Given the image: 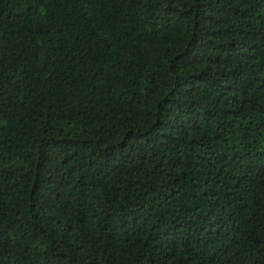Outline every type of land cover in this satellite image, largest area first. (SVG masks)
I'll return each mask as SVG.
<instances>
[{"label": "trees", "instance_id": "trees-1", "mask_svg": "<svg viewBox=\"0 0 264 264\" xmlns=\"http://www.w3.org/2000/svg\"><path fill=\"white\" fill-rule=\"evenodd\" d=\"M0 264H264V0H0Z\"/></svg>", "mask_w": 264, "mask_h": 264}]
</instances>
